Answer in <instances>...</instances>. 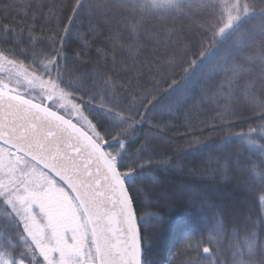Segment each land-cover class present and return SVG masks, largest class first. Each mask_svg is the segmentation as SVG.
Masks as SVG:
<instances>
[{
    "label": "snow or ice",
    "instance_id": "snow-or-ice-1",
    "mask_svg": "<svg viewBox=\"0 0 264 264\" xmlns=\"http://www.w3.org/2000/svg\"><path fill=\"white\" fill-rule=\"evenodd\" d=\"M12 7L23 26L0 21V264H150L154 240L143 232L151 231L149 219L164 218L137 215L138 182L153 169V138L163 129L149 127L135 151L129 145L160 95L178 93L206 67L200 102L215 104L225 121L244 116L237 109L250 113L260 123L237 136L264 152L256 143L264 140V0H18ZM82 14L101 17L112 47L98 49L93 68L76 75L64 47ZM156 18L161 23L149 29ZM169 19L191 21L195 42ZM100 22L78 36L96 35ZM84 55L77 60L85 63ZM86 107L99 110L107 127ZM244 171L264 206V157ZM259 227L250 216L230 225L227 210L215 207L207 235L185 238L183 252H195L186 264H264V216Z\"/></svg>",
    "mask_w": 264,
    "mask_h": 264
},
{
    "label": "trees",
    "instance_id": "trees-1",
    "mask_svg": "<svg viewBox=\"0 0 264 264\" xmlns=\"http://www.w3.org/2000/svg\"><path fill=\"white\" fill-rule=\"evenodd\" d=\"M63 2L68 3L69 0ZM103 2L109 3V0ZM17 3L18 0H0V21L16 22L23 26L20 22L23 13L18 15L12 7ZM97 20L101 22L96 25V35L78 36V33H87L89 23L96 24ZM16 23H13V26H16ZM159 23L161 19L156 18L148 21L147 27L151 29ZM167 23H174L177 28L183 30L185 37L193 42L198 38L197 29L191 21L169 19ZM108 34L109 29L99 15L91 19L87 15L80 16L64 47L69 68L80 69L76 75L93 68L98 49L110 51L112 45L107 40ZM143 39L147 40L148 37L144 36ZM85 40L89 44L87 48L84 47ZM2 46L14 45L9 42ZM20 47L26 45L21 44ZM150 47H142L141 51L147 53ZM196 50L198 51V48ZM79 52L85 53V63L77 60ZM219 55H222V51L217 53V56ZM140 59L154 58L145 55ZM28 62L25 60V63ZM206 72V67L197 68L181 91L167 97L161 94V102L149 114L143 128L137 132L139 139L129 145L130 150L135 151L144 143L145 136L149 135V127L154 126L153 132L163 129L162 138H153V169L146 173L143 182H138L140 192L137 195V215L146 219L153 215L164 218L162 223L157 219H149V232H143L144 224L141 222L143 234L151 235L154 240L146 256L150 264H186L195 252H183L185 238L189 234L194 239L207 235L208 220L215 207L227 210L230 225L236 220L243 223V219L250 216L252 221L257 222L256 230L260 231L259 220L264 216V206L254 200L242 177L247 175L244 169L248 161L264 157V152L258 153L255 149H250L237 136L260 122L243 109L237 111H244V116H230L226 121L221 120L215 104L200 102V90L206 84ZM182 75L183 73L178 71L175 78L181 80ZM85 82L91 83V80L85 77ZM144 82L151 86L149 77H145ZM129 102L125 101L124 106ZM52 105L56 104L52 102ZM139 111L143 112L144 109L140 108ZM85 114L89 115L94 123H98L101 130L107 127V118L100 114L99 110L90 112L86 107ZM256 143L257 146L264 145V140L257 139ZM229 158L231 165L225 167ZM163 161L169 163L164 164ZM153 177L161 181L162 185L152 182ZM223 259L224 257H221V260Z\"/></svg>",
    "mask_w": 264,
    "mask_h": 264
},
{
    "label": "rangeland",
    "instance_id": "rangeland-1",
    "mask_svg": "<svg viewBox=\"0 0 264 264\" xmlns=\"http://www.w3.org/2000/svg\"><path fill=\"white\" fill-rule=\"evenodd\" d=\"M51 105H52V104H51ZM52 107H53L54 109H57V108H58V104H56L55 106L52 105Z\"/></svg>",
    "mask_w": 264,
    "mask_h": 264
},
{
    "label": "water",
    "instance_id": "water-1",
    "mask_svg": "<svg viewBox=\"0 0 264 264\" xmlns=\"http://www.w3.org/2000/svg\"><path fill=\"white\" fill-rule=\"evenodd\" d=\"M45 103H47V104H52V102H50V101H45Z\"/></svg>",
    "mask_w": 264,
    "mask_h": 264
}]
</instances>
